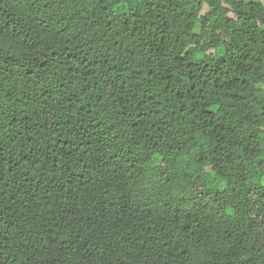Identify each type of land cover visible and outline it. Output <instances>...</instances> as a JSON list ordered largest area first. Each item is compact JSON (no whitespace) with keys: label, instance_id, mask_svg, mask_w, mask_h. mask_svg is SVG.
I'll return each mask as SVG.
<instances>
[{"label":"trees","instance_id":"1","mask_svg":"<svg viewBox=\"0 0 264 264\" xmlns=\"http://www.w3.org/2000/svg\"><path fill=\"white\" fill-rule=\"evenodd\" d=\"M0 264H264L261 0H0Z\"/></svg>","mask_w":264,"mask_h":264},{"label":"rangeland","instance_id":"2","mask_svg":"<svg viewBox=\"0 0 264 264\" xmlns=\"http://www.w3.org/2000/svg\"><path fill=\"white\" fill-rule=\"evenodd\" d=\"M261 2L264 4V0H261ZM206 12V8H204L203 13Z\"/></svg>","mask_w":264,"mask_h":264}]
</instances>
